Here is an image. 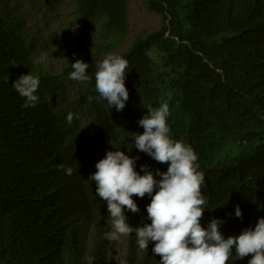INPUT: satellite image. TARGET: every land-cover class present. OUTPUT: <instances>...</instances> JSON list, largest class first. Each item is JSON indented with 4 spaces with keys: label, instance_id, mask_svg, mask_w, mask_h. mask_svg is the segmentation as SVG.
I'll list each match as a JSON object with an SVG mask.
<instances>
[{
    "label": "trees",
    "instance_id": "1",
    "mask_svg": "<svg viewBox=\"0 0 264 264\" xmlns=\"http://www.w3.org/2000/svg\"><path fill=\"white\" fill-rule=\"evenodd\" d=\"M74 1L82 36L74 54L65 56L62 74L34 63L21 20L0 10V264H104L108 232L100 227L109 213L89 177L115 150L138 157L141 175L142 165L154 176L167 171L134 143L147 108L162 103L169 105L170 138L193 149L205 176L202 227L221 219L225 238L254 229L264 218V0H145L162 23L118 55L128 61L129 99L120 112L99 98L95 72L129 33V0ZM76 60L89 64L90 83L68 78ZM29 73L40 80L39 100L25 108L12 84ZM72 87L78 90L74 110L63 101ZM83 118L90 122L86 128ZM133 199L139 212L129 211L128 224H150L151 197ZM96 218L88 245L85 235ZM135 238L128 235L126 264H135V250L139 264H160L154 242L141 251ZM234 255L228 264L251 259Z\"/></svg>",
    "mask_w": 264,
    "mask_h": 264
},
{
    "label": "clouds",
    "instance_id": "2",
    "mask_svg": "<svg viewBox=\"0 0 264 264\" xmlns=\"http://www.w3.org/2000/svg\"><path fill=\"white\" fill-rule=\"evenodd\" d=\"M78 24H72L73 31ZM56 50V49H55ZM48 58L47 53L34 60L40 64ZM69 79L82 84L90 83L89 64L76 60L71 65ZM128 61L118 55L109 54L98 62L95 72V90L99 98L107 101L108 110L117 112L125 108L129 91L125 85V72ZM8 81V78L6 77ZM40 80L31 73L21 75L12 87L23 98L24 107H35L39 97L35 94ZM89 102L93 97H88ZM170 115L169 105L162 103L158 108H147V113L138 121L143 133H135V148L148 154L160 164H167L166 172L148 170L142 165L143 175L136 170L138 157H130L120 150L108 151L105 158L99 160L95 173L89 180L96 185L95 192L107 203L108 223L112 231L105 234L108 241H118L121 236L135 232L136 242L141 251H147L149 242H154L153 253L160 256V264H228L233 258L243 259L251 256L248 264H264V218H260L254 229H245L238 236L225 238L220 231L224 221L212 219L207 228L202 227L207 200L201 193L205 176L198 171V157L193 149L182 141L170 138L167 118ZM73 113L67 116L70 124ZM77 119L79 117H76ZM59 167L72 175L73 169L61 163ZM151 197L146 206L150 224L131 227L125 215V209L138 213L139 208L133 197ZM235 215L242 218L237 205ZM119 264H126L121 260Z\"/></svg>",
    "mask_w": 264,
    "mask_h": 264
},
{
    "label": "rangeland",
    "instance_id": "3",
    "mask_svg": "<svg viewBox=\"0 0 264 264\" xmlns=\"http://www.w3.org/2000/svg\"><path fill=\"white\" fill-rule=\"evenodd\" d=\"M131 17L129 21V33L122 38L116 46L113 55L125 53L138 36L144 33L154 32L161 27V17L148 10L145 0H129ZM0 10L11 13L21 20V25L27 37L28 48L34 59L41 53H47L48 58L38 64L43 70L62 74L66 69L65 56L74 51L82 36L78 28L73 31L72 24L76 18V3L74 0H0ZM76 24V23H75ZM56 49V50H55ZM74 54V52L72 53ZM64 103L71 110L76 108L78 102V90L69 88L66 91ZM90 125L88 119L81 120V128ZM129 211L125 209L128 217ZM108 217L103 218L100 229L112 231ZM128 222V220H127ZM99 225V221L93 220L89 231L85 235L88 245H91L92 229ZM98 229H94V235ZM128 236H121L118 241H104L101 256L104 264H119L127 254ZM135 264L140 262V254L137 250ZM125 261V260H124Z\"/></svg>",
    "mask_w": 264,
    "mask_h": 264
}]
</instances>
